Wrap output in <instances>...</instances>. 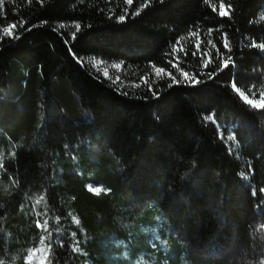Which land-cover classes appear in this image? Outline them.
Masks as SVG:
<instances>
[{
  "label": "trees",
  "instance_id": "obj_1",
  "mask_svg": "<svg viewBox=\"0 0 264 264\" xmlns=\"http://www.w3.org/2000/svg\"><path fill=\"white\" fill-rule=\"evenodd\" d=\"M146 2L4 0L0 114L22 110L0 130V264L264 262V108L244 98L264 93V0ZM96 61L179 82L122 88Z\"/></svg>",
  "mask_w": 264,
  "mask_h": 264
},
{
  "label": "rangeland",
  "instance_id": "obj_2",
  "mask_svg": "<svg viewBox=\"0 0 264 264\" xmlns=\"http://www.w3.org/2000/svg\"><path fill=\"white\" fill-rule=\"evenodd\" d=\"M6 29H9V34H4L6 36H13V27L10 26ZM98 61L95 62V65L97 69L110 81H112L114 84L120 87H127V86H139L141 83L147 82L149 79H158V78H164V77H171L169 76L170 72H164V71H158V68H152L149 72L147 71H130L126 70L123 68L122 65L117 64V63H106L100 61V63H97ZM115 65H119V67H114ZM105 70H107V74L105 75ZM181 71L182 69L177 68V73L181 76ZM142 72L145 74H142ZM182 77V76H181ZM183 79V78H182ZM185 82H189L186 79H183ZM245 98V97H244ZM248 100H252L247 98ZM257 104L264 103V99H261L259 101L252 100ZM249 104V103H248ZM250 105V104H249ZM252 107V105H250ZM258 108V107H254ZM22 110V106L20 104H15L12 107H8L5 112H2L0 114L1 118V123H0V130L1 131H6V129L11 128L15 125H17L15 117L12 115L11 110ZM14 117V118H13ZM35 138V136H34ZM24 139V136L22 135L20 137V140ZM226 144L230 147L234 143V139L229 140L225 139ZM35 141H33L34 143ZM232 148V147H231ZM34 203V208H35V213L36 217L38 220H41V217H43V213L40 208H42V202L40 199H35ZM42 214V215H41ZM41 216V217H40ZM152 245L155 247V243L153 242ZM128 264H133V263H128Z\"/></svg>",
  "mask_w": 264,
  "mask_h": 264
},
{
  "label": "snow or ice",
  "instance_id": "obj_3",
  "mask_svg": "<svg viewBox=\"0 0 264 264\" xmlns=\"http://www.w3.org/2000/svg\"><path fill=\"white\" fill-rule=\"evenodd\" d=\"M132 2H133V0H127V4H129V5H131ZM147 2H150V0H147ZM147 2H146L145 5H144L145 7H147ZM161 2H163V0H161ZM3 4H4V0H0V8L3 7ZM223 8H224V5L221 4V9H223ZM135 14H136V15H139V12H136ZM219 15H220V16H226V15H229V13H228L227 11L221 10V11L219 12ZM118 19H119V21H121V22L124 21V20L126 19V14H122V15H120V16L118 17ZM20 23H21V26H23V23H24V22L21 21ZM12 27L15 28L16 25H15V24H12ZM75 28H76V31L78 32V31L80 30V25H79V24H76V25H75ZM4 32H5V34H9V29H4ZM209 32H211V29H209ZM192 35H195V33H193ZM73 38H75V34H73ZM223 46H224V48L227 49L229 52L231 51L227 39L224 40V42H223ZM252 46H253V47H259V48L264 49V43H261V44H259V45L253 43ZM213 47H214V46H213ZM196 49H197V51H199V45H198V44L196 45ZM196 54H197L196 51H194V52L192 53L193 56H195ZM217 54H218V56H220V57L222 58V55H223V54H220L218 49H217ZM206 55H207V52H206V51H205L204 53H201V59L203 60L204 56H206ZM231 60H232L231 56H229L227 60H222V65H221V67H220L218 70H219V71H223L224 68H227L228 65H229V62H230ZM210 62H211V59H210V58H209L208 60H205V61L203 62V64H202V67H205V68H206V67L208 66V63H210ZM97 63H100V61H98ZM114 67H119V65H115ZM173 67L179 68V58H178V57L176 58L175 63H173ZM158 71H163V69H158ZM106 74H107V70H105V75H106ZM208 75H209V77L211 78L214 74H213V73H208ZM169 76H171V73H169ZM181 76H182L183 79L188 80L190 83H199V82H200L199 80H196V79H194L193 77H190V76H189V73H188L187 71H181ZM171 78H172V80H173L174 82H177V83L179 82V81H176V78H175L174 76H171ZM170 86H171V85H170ZM232 87H233L234 89H236V90L239 92V88H237L236 83H233V84H232ZM241 95H243V93H241ZM261 97H262V99H264V93H261ZM245 100H246L247 103H249L250 105H252V107L264 108V103L257 104V103H255V102L252 101V100H248L247 97H245ZM204 119H205V120H212L213 117H212L211 115H209V116H206ZM227 139L232 140L233 137H232V136H229ZM13 155H14V153H13ZM2 167H3V163H2V161H0V168H2ZM241 175L244 176V173H241ZM89 190L92 191V192H94V193H96L97 195H99V194L101 193V191H105V189H102L101 187H92V186H89ZM260 192H261V193H264V188H261V189H260ZM252 194H253L254 196L256 195V190H255V189H253ZM76 222L78 223V221H76ZM46 224H47V221H45V225H46ZM37 225L39 226V221H37ZM261 227L264 228V225H262ZM49 235H51V234H49ZM43 243H44V240H41V244H43ZM41 250H42V249H41ZM50 251H51V249L49 248V252H50ZM74 251H79V249H75V248H74ZM32 255H35V253H32V254L29 255V257H28L29 260L32 259ZM45 256H46V258H47V253L45 254ZM262 264H264V262H262Z\"/></svg>",
  "mask_w": 264,
  "mask_h": 264
}]
</instances>
